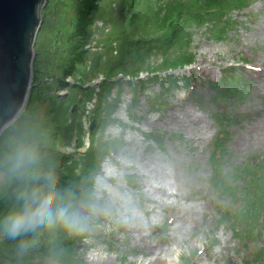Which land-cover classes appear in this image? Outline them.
<instances>
[{
	"label": "rangeland",
	"instance_id": "374dc122",
	"mask_svg": "<svg viewBox=\"0 0 264 264\" xmlns=\"http://www.w3.org/2000/svg\"><path fill=\"white\" fill-rule=\"evenodd\" d=\"M180 1L189 0H151L146 31L153 32L158 21L151 15L154 9L162 7L160 17ZM237 5L227 14L233 23L220 38L210 30L215 23L185 28L190 44L179 42L176 51L194 58L191 65L168 71L172 81L149 80L142 88L135 87L136 79L124 78L110 91L99 90L103 95L100 74L84 85L95 88L84 106L65 102L76 107L79 128L63 151L85 155L94 130L102 143L118 144L99 164L93 201L77 206L87 226L78 231L75 264H264V237L247 233L248 227L235 221V213L247 207L244 200L256 192L264 198V0H237ZM42 24L34 52L37 47L45 52L54 37ZM109 26L93 22L92 44L105 40ZM223 79L237 91L218 96L214 86ZM64 82L71 85L73 78ZM67 87L53 83L49 93L64 98ZM101 96L113 109L103 126L96 121L89 132L95 114H104L94 109ZM49 107L47 98L39 102L36 117L43 118ZM221 128L223 159L216 180L211 155ZM129 175H135L137 189L129 187ZM7 187L0 183L1 191ZM3 236L0 231V240Z\"/></svg>",
	"mask_w": 264,
	"mask_h": 264
},
{
	"label": "trees",
	"instance_id": "16d2710c",
	"mask_svg": "<svg viewBox=\"0 0 264 264\" xmlns=\"http://www.w3.org/2000/svg\"><path fill=\"white\" fill-rule=\"evenodd\" d=\"M150 1L47 0L43 7L42 26H47L51 34L49 36L54 37L45 52L35 48L32 64V80H35V83L30 85L24 109L13 123L2 131L0 153L5 150L6 143L21 135L31 138L39 147L42 169L51 178L57 200L70 199L76 209L79 204L88 206L93 201L92 189L95 177L100 171L99 164L112 154L114 146L118 148V144L108 141L102 143L94 136V130L85 155L76 157L74 153L63 151L62 148L70 144L72 135L79 128V124L74 120L72 106L68 107L65 102H80L84 106L86 101L91 100L95 91L93 86L84 85L100 74L102 79L98 91L105 92L110 91L113 85H119L120 80L124 78L136 79L135 87L140 84L142 88L149 80L172 81L174 74L168 71L191 65L194 58V53L176 51L179 42H182L184 47L190 44L191 38L186 35L185 28L190 24L215 23V28L210 30L213 36L220 38L233 23L227 14L238 7L237 0H189L186 3L180 1L177 5L165 9L159 17L162 9L159 6L151 13L158 21L154 24L153 32H149L151 26L146 10ZM96 19L110 26L105 40L103 41L102 37L99 43L94 45L92 24ZM154 55L159 58L152 60ZM148 62H151V65ZM141 74H146L144 79L139 78ZM68 77L73 78L71 85L64 82ZM53 83L62 88L68 86L67 96L62 98L59 95H51L49 88ZM214 88L218 96L237 91V87L229 84L226 79L221 80ZM98 93L104 95L101 91ZM46 98L51 107L43 118L38 119L35 115L36 106ZM95 105L96 113L104 114H95L94 119L103 126L105 115L110 114L113 106L102 96ZM222 128L216 133L215 147L211 155L216 180L217 168L223 159L220 144V134L224 132ZM143 136L144 139L149 138L161 146L157 139L144 134ZM77 140L76 146H79L81 142L78 138ZM128 177L129 187L137 189L134 179L132 180L135 175ZM18 191L19 185L16 183L8 184L5 190H0V222L17 206ZM255 195L248 201L244 200L247 207L243 208L242 212L235 213V221L244 223L248 227L247 233L264 237V198L259 192ZM80 239L78 231L70 232L63 227L16 239L4 235L0 240V264H48L41 259L36 261L38 257L75 264L74 257ZM25 243L28 245L26 248ZM261 256L264 258L263 248ZM77 261L80 263L79 259Z\"/></svg>",
	"mask_w": 264,
	"mask_h": 264
},
{
	"label": "clouds",
	"instance_id": "9594fccd",
	"mask_svg": "<svg viewBox=\"0 0 264 264\" xmlns=\"http://www.w3.org/2000/svg\"><path fill=\"white\" fill-rule=\"evenodd\" d=\"M0 183L19 185L17 206L0 222V231L16 239L59 227L72 232L87 226V218L71 200H57L51 178L42 169L38 145L21 135L0 153ZM28 245L25 243L24 247Z\"/></svg>",
	"mask_w": 264,
	"mask_h": 264
},
{
	"label": "water",
	"instance_id": "95a60500",
	"mask_svg": "<svg viewBox=\"0 0 264 264\" xmlns=\"http://www.w3.org/2000/svg\"><path fill=\"white\" fill-rule=\"evenodd\" d=\"M46 0H0V135L24 109ZM76 107H72L74 111ZM94 119L89 132L95 126Z\"/></svg>",
	"mask_w": 264,
	"mask_h": 264
}]
</instances>
